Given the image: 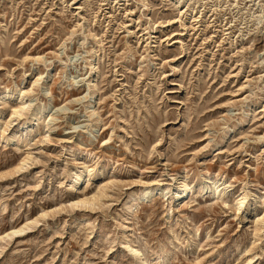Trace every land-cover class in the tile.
I'll return each mask as SVG.
<instances>
[{"label": "rangeland", "instance_id": "rangeland-1", "mask_svg": "<svg viewBox=\"0 0 264 264\" xmlns=\"http://www.w3.org/2000/svg\"><path fill=\"white\" fill-rule=\"evenodd\" d=\"M142 262L264 264V0H0V264Z\"/></svg>", "mask_w": 264, "mask_h": 264}, {"label": "bare ground", "instance_id": "bare-ground-1", "mask_svg": "<svg viewBox=\"0 0 264 264\" xmlns=\"http://www.w3.org/2000/svg\"><path fill=\"white\" fill-rule=\"evenodd\" d=\"M39 108V110L41 109L40 107H38ZM38 110V111H39ZM36 111V110H35ZM14 114H17V111L16 110H14V112H13V114L12 115H14ZM11 116V115H10ZM21 168V167H20ZM80 180H81V177L80 176H77V177H75L74 178V181H73V186H72V189L74 190V188H76L77 186H78V184H79V182H80ZM158 190H160V186L159 185H153V184H149V185H146V186H144L142 189H141V191L139 192V197L141 198V199H146V197L148 196V195H151L153 192H157ZM164 190H167V189H163L162 191L164 192ZM184 191V189L183 190H181V191H179V192H176V194H175V200L176 201H178V200H180L181 198H182V196H183V192ZM132 201V199H128V201H127V204L128 203H130ZM134 201V200H133ZM71 204L75 207V208H77L76 206H80V205H82V204H87V201L86 200H83V199H77V200H74V201H72L71 202ZM71 206V205H70ZM72 207V206H71ZM42 216H43V214H42ZM21 231V230H20ZM14 234V232H11V233H9V234H6L5 236H4V238H2V239H9L12 235ZM127 248L129 249V252L132 254V258H134V260L138 257V254L133 250V249H130L128 246H127ZM139 258V257H138ZM140 264H146L145 262H142V263H140Z\"/></svg>", "mask_w": 264, "mask_h": 264}]
</instances>
